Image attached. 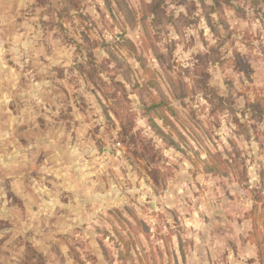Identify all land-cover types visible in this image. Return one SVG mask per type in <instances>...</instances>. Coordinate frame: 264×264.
I'll use <instances>...</instances> for the list:
<instances>
[{"label":"rangeland","instance_id":"374dc122","mask_svg":"<svg viewBox=\"0 0 264 264\" xmlns=\"http://www.w3.org/2000/svg\"><path fill=\"white\" fill-rule=\"evenodd\" d=\"M23 1L0 32V243H45L27 264H167L146 236L174 189L191 211L230 201L257 249L235 264H264V0Z\"/></svg>","mask_w":264,"mask_h":264},{"label":"crops","instance_id":"0c3cea01","mask_svg":"<svg viewBox=\"0 0 264 264\" xmlns=\"http://www.w3.org/2000/svg\"><path fill=\"white\" fill-rule=\"evenodd\" d=\"M25 6L26 4L23 0H0L1 33L2 30H6L5 27L9 25V20L12 15L23 11ZM7 96L5 100L0 97V109L11 105L12 97L10 93ZM31 118L33 119V116H31ZM72 183V187L70 188L76 189L79 181H73ZM168 186L169 188H175V182L171 181ZM26 192L27 196L25 200L26 204L30 206V209H27L28 212L26 211L25 214V225L23 221H19L18 223H20L22 226L21 229L24 231L21 232V234L24 237L28 236L30 238L32 234L25 232V228L26 231L27 229L32 231L34 226L33 218H37L39 215L42 216L43 213L40 211L34 213L32 211L33 198L29 197L30 195L27 190ZM174 192L173 189V191L169 192V196L150 202L151 208H155L159 212V219L167 221H165L164 226L158 231L160 233H156L158 234L157 238L154 236H146L149 240L147 242L156 245L157 250L162 252V258L166 260L167 264H235L236 259L233 252L234 246L237 245H239L240 249L246 248L245 252H249L246 254L245 259H254V254L256 255L255 252L257 250L255 245L252 246L251 244L253 243H251L249 246L243 247L241 242L242 230L240 226L246 223V221H242L240 225L237 219H244L245 215H241L235 210L232 211V208L227 206L230 201L227 203L226 199H223L218 202L216 210L213 211L204 210L202 202L198 201L196 203L197 206L194 204V208L191 211L194 201L190 200V202H186V205H188L187 207L190 208L186 209V205L183 207L182 203L178 202V197L180 195ZM63 199L64 201L58 203V215H60V217H66L68 215L70 218L73 217L76 220H82L83 214L80 213V208L76 207L75 204L73 205V203L80 202L82 204L83 200L73 197L71 201L72 204L68 206L65 197ZM171 210L174 211L170 212ZM7 217L17 221L20 219L24 220L23 212L18 213V211L15 210L8 214ZM249 218V220L253 222L252 216H249ZM81 222H83V220ZM28 224H30V226H28ZM253 224L254 222L252 224H246L247 226H245V228L251 227ZM17 229L18 228H16V231L14 230L15 233L18 232ZM45 245V243L41 242L40 244L31 243L29 245H17L7 242L0 243V264H27L30 262V260L27 259H32V257H28L27 253L24 254L23 251L27 252V248H36L39 252H42L47 250ZM64 248L65 247H63V249ZM98 252L99 251L96 252L97 256ZM227 252H229V257L223 258V253L226 254ZM104 264L107 263L104 262Z\"/></svg>","mask_w":264,"mask_h":264},{"label":"built area","instance_id":"2783aa9c","mask_svg":"<svg viewBox=\"0 0 264 264\" xmlns=\"http://www.w3.org/2000/svg\"><path fill=\"white\" fill-rule=\"evenodd\" d=\"M5 54H6V44L3 38L0 36V66L5 58Z\"/></svg>","mask_w":264,"mask_h":264}]
</instances>
